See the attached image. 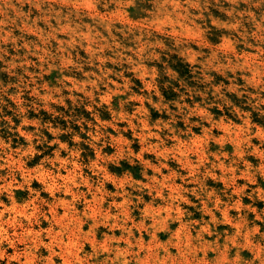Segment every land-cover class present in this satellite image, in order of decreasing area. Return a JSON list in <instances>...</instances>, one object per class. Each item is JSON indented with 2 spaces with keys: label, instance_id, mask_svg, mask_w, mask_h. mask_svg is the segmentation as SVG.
<instances>
[{
  "label": "rangeland",
  "instance_id": "374dc122",
  "mask_svg": "<svg viewBox=\"0 0 264 264\" xmlns=\"http://www.w3.org/2000/svg\"><path fill=\"white\" fill-rule=\"evenodd\" d=\"M0 264H264V0H0Z\"/></svg>",
  "mask_w": 264,
  "mask_h": 264
}]
</instances>
